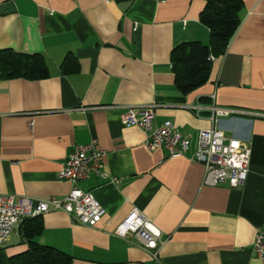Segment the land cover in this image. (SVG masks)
Returning <instances> with one entry per match:
<instances>
[{
  "label": "crops",
  "instance_id": "1",
  "mask_svg": "<svg viewBox=\"0 0 264 264\" xmlns=\"http://www.w3.org/2000/svg\"><path fill=\"white\" fill-rule=\"evenodd\" d=\"M206 1L0 0L14 7L0 12V50L41 54L48 70L42 78L0 72V193L62 198L72 183L58 173L73 146L96 138L105 150L107 176L77 184L103 206L100 221L41 215L35 241L68 253L70 264H264L252 249L264 229V0H242L224 53L211 56L203 84L183 92L171 51L208 42L199 20ZM151 102L154 124L170 120L189 137L187 155L149 150L141 128L121 123L125 106ZM211 104L244 111L215 123L250 149L240 186L204 184L202 164L188 159L198 132L213 125ZM133 207L162 232L157 259L133 236L114 234ZM20 222L0 247V264L28 247Z\"/></svg>",
  "mask_w": 264,
  "mask_h": 264
},
{
  "label": "built area",
  "instance_id": "2",
  "mask_svg": "<svg viewBox=\"0 0 264 264\" xmlns=\"http://www.w3.org/2000/svg\"><path fill=\"white\" fill-rule=\"evenodd\" d=\"M156 106L155 102L125 106L120 116L121 123L141 128L149 150L164 148L169 157L187 155L189 137L179 132L170 120L154 124ZM207 109L213 125L198 132L196 149L188 155V159L202 164L204 184L215 185L227 181L232 187L240 186L249 170L250 149L244 142L225 136L215 123L219 117L243 114L244 111L215 104L209 105ZM104 156L105 150L96 138L83 144H75L58 173L60 178H66L72 183L70 191L62 198L34 201L27 196L15 197L0 193V247L7 242L22 218L53 210L65 212L75 222L95 226L100 221L104 208L90 192L83 191L77 184L91 174L107 176L102 168ZM113 180L117 181L115 178ZM114 234L125 238L133 236L140 246L149 251L152 258H158V250L163 242L162 232L138 208L133 207L126 214L116 225ZM252 249L257 257H264V229L257 231Z\"/></svg>",
  "mask_w": 264,
  "mask_h": 264
},
{
  "label": "trees",
  "instance_id": "3",
  "mask_svg": "<svg viewBox=\"0 0 264 264\" xmlns=\"http://www.w3.org/2000/svg\"><path fill=\"white\" fill-rule=\"evenodd\" d=\"M130 2L132 0H117ZM242 0H207L199 20L209 30L208 42H183L171 51V69L175 85L183 92L203 84L211 66V56L224 53L229 40L240 23ZM0 72L4 78L24 76L42 78L48 75L45 60L38 53L0 50ZM21 234L27 243L26 251L11 258V264H70L73 257L53 246L35 241L42 229L41 215L24 217Z\"/></svg>",
  "mask_w": 264,
  "mask_h": 264
},
{
  "label": "water",
  "instance_id": "4",
  "mask_svg": "<svg viewBox=\"0 0 264 264\" xmlns=\"http://www.w3.org/2000/svg\"><path fill=\"white\" fill-rule=\"evenodd\" d=\"M14 7H13V3L12 2H5L4 4H2L0 6V12H8V11H13Z\"/></svg>",
  "mask_w": 264,
  "mask_h": 264
}]
</instances>
